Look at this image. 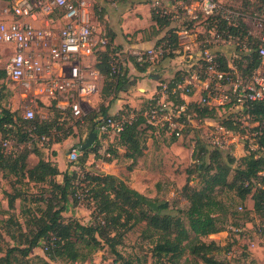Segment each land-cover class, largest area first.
I'll use <instances>...</instances> for the list:
<instances>
[{
  "label": "rangeland",
  "instance_id": "374dc122",
  "mask_svg": "<svg viewBox=\"0 0 264 264\" xmlns=\"http://www.w3.org/2000/svg\"><path fill=\"white\" fill-rule=\"evenodd\" d=\"M126 1L123 0L120 4L114 6L102 0L105 5H108L109 9H117L116 7L122 6ZM13 2L14 0H0V18L6 17L7 12H11ZM152 2L153 0H149L150 8H152ZM220 3L230 10L241 13L244 19L240 20L244 22L248 31L253 34H259L262 31V26L254 19L256 8L260 5L259 0H220ZM98 6L101 5L97 4L96 9H98ZM103 9H105V12L108 11L106 7ZM179 10L183 11L182 9ZM168 17L171 22H174L175 27L187 31L186 35L179 37V42H198L196 46L185 47V49H183L180 42V50H176L174 54H181L182 58L178 59V65L176 63L171 68V75L176 72L175 76L181 78L199 71L200 51L204 46H207L215 54L224 56L227 66L234 67L240 75L245 77L246 74H242V70L238 65L243 64L242 68L245 66L247 60L244 55L248 51L246 46L240 45V41L236 36H234L232 42L227 40L215 41L211 37L212 31L206 32L204 30V21L193 23L186 16L173 18L171 14ZM96 18H98L95 23L97 31L107 34L102 10ZM149 30H152L151 27H149ZM6 47L5 43L0 42V70L3 69L10 56V51ZM111 47L113 49L112 62H119L121 67L124 68L123 62H125L126 53H120L112 45ZM167 52L164 51L162 54L154 55L150 60V65L158 66L168 56L174 57L168 55ZM199 74L200 77H203V72H199ZM101 81L98 92L83 101L82 108L87 112L104 105L107 106L108 114H115L124 103H117L118 93L104 98L101 93L103 76H101ZM158 83H156V88ZM134 90L137 92L134 95L138 100L137 107L140 108L143 106L141 104L146 103L147 97L137 95L140 94V91L136 90L135 86L131 88V91ZM194 91L197 95L192 100L186 98L189 105L184 114L186 126L182 130V136L172 137L165 131L156 127L153 128L143 122L140 125L142 151L136 158L125 156V147L120 145L115 137H112L98 139L99 151L96 152L98 156L94 152H89L81 158L80 153L76 161H69L68 152L73 147L79 148L78 144L87 138L84 123L77 127L73 125V133H69L67 136L61 133L57 134L55 136L56 138L59 137L57 142L42 141L36 137L33 142H30L29 139L25 142H18L16 139L11 140V143L14 144L12 151L19 152L24 148H27V150L37 149L39 154L30 153L28 155L26 168L34 166L39 156H42L44 159L51 160L58 168L60 166L61 171H75L79 178L78 181L85 178V173L114 176L118 183L126 189L142 196L144 203L149 208L156 212L179 216L184 226L188 227L185 216V210L189 205L188 194L192 190H201L207 186V175L204 172L207 165L211 166L210 173L215 172L214 162L209 157L210 152L215 148L209 143L208 135L216 125L222 124V121L226 118L236 117L241 122L239 128L233 130L234 133L238 134L237 140L218 150L221 161L229 164L227 181L231 185L229 187L217 185L212 191V195L217 201L215 211L219 214V226L223 229L201 239L205 242L210 240L216 242L217 248L213 249L212 254L218 264H264V212H254L251 194H248L244 201H240L235 189L232 187L240 158L248 154L249 151H255L254 149H256L251 144V137H248L247 133L248 129H253L257 124L251 120L243 119L241 111L233 105L214 106L212 116H202L199 110L205 104L199 101V89L194 88ZM50 100L45 92H41L37 88L6 81L4 77H0V108H9L16 111L18 115H22L26 108H31L35 117L45 118L50 116L52 118L54 110L50 107ZM121 100L124 99L121 98ZM70 122L69 120L68 124ZM247 124L249 126H245ZM28 132H30L29 129ZM201 146H204V149H201ZM193 151L194 155H192ZM255 153L256 155H262L261 150H256ZM57 154L58 157L56 158ZM229 158H234L235 161L228 163ZM55 179L61 182V174L55 176ZM49 188L51 187L48 182H35L30 180L27 175L22 176L19 173L15 174V172L0 168V233L2 238L0 240V256L4 255L6 246L18 244L17 241L10 238L8 232L14 234L16 240L25 237L21 236V232L14 225H6L4 220L11 217L21 224L22 232L28 233L29 228H26V224L44 214L47 208L45 198L48 197ZM4 192H20L22 195L17 197L13 202V206L10 207ZM78 192H81V190L79 189ZM162 204H166V207L160 208ZM239 206L242 209H239ZM234 209L238 213L232 215L231 212ZM61 215V221L63 222L73 220L85 225H95L102 218L94 209L93 203L85 199L83 193L77 203L69 201ZM236 223L237 226L243 228V231L237 232L235 230ZM145 230L146 222L141 221L128 230L120 231L118 235L120 241L115 245V248L124 258L133 261L139 259L145 261L146 264H156L151 252L156 238L146 237L144 235ZM114 234L115 231L109 232L110 236ZM190 236H192L191 233ZM228 251H231V254H228ZM256 257H259L257 261L250 262L251 258ZM42 259L49 262V264H115V255L111 253V248L106 241H102L101 245L91 253L86 261L73 263L63 260H49L44 253L43 241H40L36 247L32 248L27 259H24L25 261L21 264H44L41 261ZM180 264L205 263L187 250L181 256Z\"/></svg>",
  "mask_w": 264,
  "mask_h": 264
},
{
  "label": "trees",
  "instance_id": "16d2710c",
  "mask_svg": "<svg viewBox=\"0 0 264 264\" xmlns=\"http://www.w3.org/2000/svg\"><path fill=\"white\" fill-rule=\"evenodd\" d=\"M259 1L260 5L256 8L255 17L264 16V0ZM150 11L151 19L154 21V28L158 27L161 29L170 25L171 20L167 15H162L155 8H151ZM203 23L206 32H210L213 29L222 33H230L236 36L240 42L245 41L248 52L244 57L247 63L243 68V64L238 66L241 68L243 75H250L258 65V57L255 52V46L249 42L251 36L245 24L239 23L238 26L228 25L227 21L219 13L209 15ZM179 30L177 27H169L165 35L157 40L155 46L163 43L167 46L165 51H168V55L173 56L175 51L181 47L178 37ZM105 35L108 38V43L105 49L98 51L95 67L100 75L103 76L101 93L104 98H107L115 95L119 90L125 89L128 81L125 76V69L121 66L120 72L112 73L113 49L111 47V39L107 34ZM216 56L222 67H227L225 57L218 54ZM132 62L137 70L141 72L145 71L149 66V61L139 62L132 58ZM0 77H6L4 68L0 70ZM181 78L175 76L172 79L180 80ZM175 101L183 103L184 100L176 98ZM145 105L146 103L139 109H134L138 112L136 119L124 127L118 136H115L118 143L125 147V156L130 158H136L142 151L140 125L145 121L139 115V112ZM188 105L189 103L187 108ZM50 107L54 110V116L52 118L47 116L44 119L39 117L26 119L23 115H18L16 111H12L9 108H0L1 137L8 138L10 141L16 139L18 142H25L29 139L30 142H33L34 139H39L42 135H45L50 137L48 141L57 142L59 138L55 137L57 134L61 133L67 136L69 133H73V125L77 127L83 123L86 128V136H88L92 125L95 124L96 131L100 116L107 113V106L100 105L99 108L87 111L83 116V123H80L78 119L71 117L68 111L62 114L61 110L56 107L54 100H52ZM131 109L133 108L124 106L117 113H127ZM213 111V107L203 105L199 113L207 117L212 116ZM248 113L250 120L257 124L251 129V131L256 133L253 136V143L257 146L254 150H261L262 155H256L255 151H249L248 154L240 158L232 187L235 189L240 201H244L246 196L251 194L254 212L261 213L264 212V97L262 100L253 102ZM69 120L71 122L68 124ZM221 125L235 130L239 128L241 122L236 117H228L222 121ZM30 128L31 131L28 132ZM85 140L82 142L84 143ZM82 142L78 144L82 155L81 158L89 152H94L98 156L96 154L99 151L97 137L93 145L88 148L81 149ZM13 147L14 144L11 143L9 150L0 151V168L15 172V174L19 173L22 176L27 175L30 180L35 182H48L51 188H49L48 197L45 198L47 208L44 214L26 224V228H29L28 233L22 232L21 224L18 221H14L11 217L4 220L6 225H14L21 232V236L25 237L16 240L14 234L7 233L18 244L8 245L4 248V255L0 256V264H21V262L25 261L24 259H27L32 248L36 247L40 241H43L44 253L49 260H63L70 263L84 262L101 245L102 241H106L111 248V253L115 255V264H146L145 261H140L139 259L133 261L129 258H124L115 248V245L120 241V236H118L120 231L128 230L141 221L146 222L144 235L156 238L151 248L152 257L156 264H180V258L187 250L205 264H218L212 254L213 249L217 248L216 242L214 240L205 242L201 239L223 229L219 226V214L215 211L217 201L212 195V191L217 185L221 187H229L231 185L227 181L229 164L221 161L217 149L212 150L209 155L211 161L214 162L215 172L210 173L211 166L207 165L204 168V172L207 175V186L201 190H192L188 194L189 205L185 210L188 222V227H186L179 216L156 212L149 208L144 203L142 196L126 189L118 183L114 176L85 173V178L78 181L79 178L75 171H61L55 163L49 159H44L42 156H39L34 166L26 168L28 155L30 153L37 154L38 150L22 148V151L13 152ZM203 147L201 146L200 148L202 149ZM192 155H194V151ZM234 161V158L228 159V163ZM59 174L62 176L61 182L55 179V176ZM79 189L81 192H78ZM4 193L7 196L10 207L13 206L14 200L22 195L20 192ZM82 193L88 202L93 203L94 209L102 217L101 220L95 225H85L73 220L61 221V213L65 205L69 201L77 203ZM165 207L166 204L160 205V208ZM236 213H238L236 209L231 212L232 215ZM235 225L238 227L237 223ZM110 231H115V234L110 236ZM190 233L192 236H190ZM0 240H2L1 233ZM41 261L44 264H49L44 259ZM250 262H253V260H250Z\"/></svg>",
  "mask_w": 264,
  "mask_h": 264
},
{
  "label": "built area",
  "instance_id": "2783aa9c",
  "mask_svg": "<svg viewBox=\"0 0 264 264\" xmlns=\"http://www.w3.org/2000/svg\"><path fill=\"white\" fill-rule=\"evenodd\" d=\"M105 1L116 6L123 0ZM171 1L170 6V0L168 4L153 0L151 6L162 15L186 16L193 23L219 13L228 25L244 24L242 14L223 6L220 0ZM96 5V0H14L11 12L0 18V42L5 43L10 51L3 67L5 80L45 92L51 99L49 102L54 100L62 114L68 111L80 123H83L86 114L82 102L100 88L101 75L95 64L98 51L105 49L108 43L105 33L98 32L95 25L101 9L99 6L96 9ZM254 19L262 26V31L259 34L248 31L251 36L249 42L255 46L258 57V65L250 75L244 77L234 67H222L216 54L204 46L200 51L199 71L185 75L180 80L158 83L155 92L147 98L145 107L139 112L145 123L171 136H182L186 126L184 114L189 103L186 98L193 99L194 88L199 89V101L203 104L210 107L233 105L241 111L243 119L250 120L248 110L251 104L264 97V16ZM180 31L178 37L180 33L187 34L186 29ZM211 31L215 41L234 40L230 33ZM240 45L246 46L245 41L240 42ZM166 49L167 46L161 43L138 53L137 60H151ZM120 66L119 62L113 61L112 73L120 72ZM199 72H203V77H200ZM176 98L183 99V103L176 102ZM137 114L136 110L131 109L123 114L107 112L101 115L96 126L97 139L118 136L124 127L136 119ZM22 115L26 119L35 117L31 108H26ZM255 134L248 129L247 135L256 148L253 143ZM208 137L211 146L219 150L235 142L238 134L219 124L210 131ZM49 138L42 135L39 140L48 141ZM10 148L11 141L0 135V151ZM79 154V148L73 147L68 152V160L76 161ZM239 209L242 207L239 206ZM235 230L241 232L243 228L238 226Z\"/></svg>",
  "mask_w": 264,
  "mask_h": 264
},
{
  "label": "crops",
  "instance_id": "0c3cea01",
  "mask_svg": "<svg viewBox=\"0 0 264 264\" xmlns=\"http://www.w3.org/2000/svg\"><path fill=\"white\" fill-rule=\"evenodd\" d=\"M168 0H164L165 4L172 5V1L168 2ZM96 4L102 10L105 28H107L108 36L111 39V45L120 53H126V59L124 63L125 76L127 78V86L123 90H119L118 97L116 98L117 103H124L121 108L124 106H128L133 109H139L137 107L138 100L136 99L135 90L131 91V88L135 86L136 90L140 91L141 97H151L156 90V83L160 81H169L175 77L176 72L171 75V68L177 63L178 59L182 56L178 53L173 55L174 57H167L161 61V64L158 66L150 65L145 71H138L132 62V58L137 60V54L146 51L147 49L155 47V44L158 39L163 37L169 27H175L174 22H170L168 27H164L159 29L154 26V21L151 19L150 15V5L149 0H127L122 6L116 7L117 9H109L108 5L104 4L102 0H96ZM106 7L108 11L105 12ZM100 10V12H101ZM173 17V15H172ZM177 18V17H173ZM151 27V31L149 30ZM155 29V30H154ZM178 32H181L180 30ZM183 33H180V37H182ZM181 42V41H180ZM198 42L192 41L181 42L183 49L185 47H194ZM180 44V46H181ZM7 48V47H6ZM8 49V48H7ZM180 50V49H178ZM177 50V51H178ZM185 54V53H183ZM189 56V55H188ZM182 58V57H181ZM138 61V60H137ZM139 62H147V61H139ZM180 69V68H177ZM102 76V75H101ZM133 77V78H130ZM169 77V78H168ZM163 78H168L167 80H162ZM134 80V82H132ZM102 83V81H101ZM198 89V88H197ZM130 93V94H128ZM197 95V94H195ZM195 95L193 97H195ZM89 98V97H88ZM86 98L84 101H86ZM120 98V99H119ZM123 98L124 100H121ZM116 103V104H117ZM143 105V104H141ZM120 108V107H119ZM120 108V109H121ZM119 109V110H120ZM118 110V111H119ZM86 111V110H85ZM58 154L56 155V158ZM53 159V158H52ZM56 161V159H54ZM59 170L62 168L59 166ZM254 245L252 244V247ZM259 257L251 258L250 260L257 261Z\"/></svg>",
  "mask_w": 264,
  "mask_h": 264
},
{
  "label": "water",
  "instance_id": "95a60500",
  "mask_svg": "<svg viewBox=\"0 0 264 264\" xmlns=\"http://www.w3.org/2000/svg\"><path fill=\"white\" fill-rule=\"evenodd\" d=\"M95 138H96V131H95V124H93L85 142L80 146V148L85 149L92 146L95 141Z\"/></svg>",
  "mask_w": 264,
  "mask_h": 264
}]
</instances>
